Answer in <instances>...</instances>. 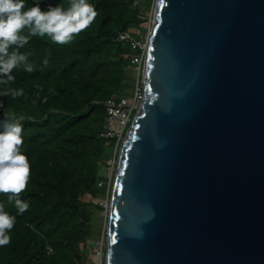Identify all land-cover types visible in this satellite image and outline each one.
Returning a JSON list of instances; mask_svg holds the SVG:
<instances>
[{"label": "water", "instance_id": "obj_1", "mask_svg": "<svg viewBox=\"0 0 264 264\" xmlns=\"http://www.w3.org/2000/svg\"><path fill=\"white\" fill-rule=\"evenodd\" d=\"M105 264H264V0H156Z\"/></svg>", "mask_w": 264, "mask_h": 264}, {"label": "trees", "instance_id": "obj_2", "mask_svg": "<svg viewBox=\"0 0 264 264\" xmlns=\"http://www.w3.org/2000/svg\"><path fill=\"white\" fill-rule=\"evenodd\" d=\"M36 2L26 0L24 7ZM39 2L43 9L67 7L71 0ZM92 2L98 14L75 39L59 44L47 34L33 36L20 51L29 53L35 70L17 66L15 80L0 81V120L5 113L24 117L21 151L31 164L28 186L19 194L30 201L29 209L17 213L10 193L0 192L17 214L10 243L0 245V264H91L87 244L98 233L94 220L105 207L87 196L112 194L103 170L116 139L102 136L106 102L130 94L135 82V49L120 33L145 36L142 24L156 0ZM20 87L21 96L3 94Z\"/></svg>", "mask_w": 264, "mask_h": 264}, {"label": "clouds", "instance_id": "obj_3", "mask_svg": "<svg viewBox=\"0 0 264 264\" xmlns=\"http://www.w3.org/2000/svg\"><path fill=\"white\" fill-rule=\"evenodd\" d=\"M26 0H0V81L15 80L13 69L23 66L28 72L35 70V62L29 60V53L20 51L33 36L49 35L52 40L64 44L75 39V34L87 28L98 14L92 0H71L64 7L61 3L41 7L39 0L25 8ZM27 29V31H24ZM17 47L10 51V46ZM51 53H49L50 55ZM43 63H48L45 56ZM12 96L24 94L23 87L11 88ZM2 103V102H0ZM0 120V192L10 193L9 201H14L17 213H24L30 201L20 197L28 186L31 164L26 152L21 151L24 143V117L5 113ZM16 213H11L4 200H0V245L10 243Z\"/></svg>", "mask_w": 264, "mask_h": 264}, {"label": "built area", "instance_id": "obj_4", "mask_svg": "<svg viewBox=\"0 0 264 264\" xmlns=\"http://www.w3.org/2000/svg\"><path fill=\"white\" fill-rule=\"evenodd\" d=\"M148 37L146 39H144V37L138 39V38L132 37V34L128 31H121L120 33V38L123 40L130 41L133 48L135 49V52L132 54L133 62L134 64L139 66L140 69L142 68L143 73H144L145 59H146V54H147V49H148ZM143 79L141 80V83H140V80H138L137 87L135 88V91L132 94L124 95L121 97L113 96V97H110L106 102L107 108H108L107 122L102 132V136L108 139H114V138L116 139V145L114 147L115 148V154H114L115 158H114V161H111L114 155L113 156L111 155L112 157L108 158L107 160L108 168H110L111 165L115 164L117 152L118 150L120 152L121 145L125 139L124 135L125 133H127L128 129L130 128L134 114L140 108L141 102L145 94ZM119 152H118V156H119ZM104 181H105L104 179L103 180L101 179L100 184H103Z\"/></svg>", "mask_w": 264, "mask_h": 264}, {"label": "rangeland", "instance_id": "obj_5", "mask_svg": "<svg viewBox=\"0 0 264 264\" xmlns=\"http://www.w3.org/2000/svg\"><path fill=\"white\" fill-rule=\"evenodd\" d=\"M154 11H155V5L153 6L152 9L149 10L148 21L142 24V27L146 30L143 33L145 35L143 36L144 39L148 37V35L150 34V31L152 30V27L154 24ZM132 68L135 73V82H134V86H132L131 88L132 91L130 94H132L135 91L138 80H140V83H141V80L143 79L142 68L140 69L139 66H137L136 64H134ZM130 94H127V95H130ZM126 134L127 133H125L124 137L126 136ZM118 152H117L115 164L111 165V167L108 168V162H106V164L104 165V170H103L104 174L108 177V180H107L108 185H109L108 187H111V190L113 188V182L115 178V172H116L117 161H118ZM110 154L112 156L115 154V148L110 152ZM111 155H110V158L112 157ZM114 158H115V155L113 159H111V161H114ZM111 195L112 194H110L109 196L100 195L98 197H94L91 195L87 196L88 199L97 200L105 207V209L100 211V215L94 220L95 225H96V230L98 233H96L95 237L90 239L87 244V250L90 256L91 264H105L106 262L107 230H108V217H109V206L111 203Z\"/></svg>", "mask_w": 264, "mask_h": 264}]
</instances>
